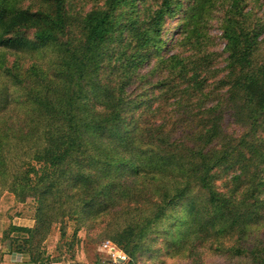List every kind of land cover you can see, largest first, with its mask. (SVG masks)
<instances>
[{
  "label": "trees",
  "instance_id": "16d2710c",
  "mask_svg": "<svg viewBox=\"0 0 264 264\" xmlns=\"http://www.w3.org/2000/svg\"><path fill=\"white\" fill-rule=\"evenodd\" d=\"M139 1L93 0L76 16L69 0H0V197L36 207L34 227L5 233L27 235L30 248H13L15 237L9 249L44 264L32 247L50 225L102 217L128 264L160 238L174 252L212 238L223 256L264 264V25L245 0H227L215 55L204 40L218 0H146L140 19ZM180 8L170 44L166 20ZM152 57L168 79L139 71ZM135 82L151 88L132 97ZM167 95L197 119L179 136L153 106ZM225 107L234 133L221 125Z\"/></svg>",
  "mask_w": 264,
  "mask_h": 264
},
{
  "label": "rangeland",
  "instance_id": "374dc122",
  "mask_svg": "<svg viewBox=\"0 0 264 264\" xmlns=\"http://www.w3.org/2000/svg\"><path fill=\"white\" fill-rule=\"evenodd\" d=\"M183 1L184 4L182 3V7L184 9L188 4V0ZM21 3L23 6L30 4L35 7L37 5V0H21ZM69 3H71L68 7L69 12L78 16L92 5L93 0H69ZM147 4L148 1L146 0H140L137 3L135 16H139V19L144 16L143 13ZM230 4L231 3L227 0H218L212 18L208 21L206 25L207 27H205L206 38L204 40V46L205 51L208 53L215 55L220 54L224 47L220 24L226 11L230 9ZM242 6L244 14L251 12L252 15L250 16V19L253 20L254 18H257L258 21L262 22L264 25V0H245L242 3ZM181 8L178 9L174 15L168 16L166 20L169 30L167 32V39L170 44H172L178 37V32L182 27L181 25L184 23V14ZM73 36H78L77 30L73 32ZM118 40L121 42L123 41L122 38ZM259 41H261L260 50L264 52V31L260 34ZM180 50V47H175L174 50L169 52V54L172 52H180ZM190 53L191 51L186 48L183 55ZM6 58L8 64L14 60V57L11 55H7ZM30 61L31 60L29 59H22L25 67L29 65ZM218 62L217 58L214 67H221L220 65L223 64L222 60L220 61V65ZM153 68H155L156 71L151 77L152 81L155 82L157 79L163 80L170 77V74L166 71V65L159 64V61H156L155 57H152L147 63H145L139 71L141 73H149ZM148 88H151V84L135 82L129 86L128 91L131 92L132 97H134L142 90H149ZM210 88H213V86H210ZM154 93H157V91H154ZM176 100L177 97L172 96L168 98L167 95L162 98L160 103L155 102L153 105L154 107L158 106L157 108L160 107L161 117L166 118L164 128L167 131H170L173 136H179L183 132L182 130L185 131L186 126H194L197 120L194 117H190V107L182 105L178 108L175 105ZM195 111L196 110L194 109L192 112ZM222 111L224 117L221 125L224 126L226 133L229 134L236 132L237 126L232 122V117L229 111L226 107L223 108ZM188 120L192 122L188 123ZM160 122L159 119L156 124H159ZM227 174L228 173L223 172L220 174L222 176H220L221 179L216 181V184L224 190H227L223 184V181L227 178L225 177ZM1 197L6 200V203H3V205L0 203V223L2 224V226H0V264H23L24 261L29 260L30 256L28 253L21 254L17 251H12L9 249V245L11 239L17 237L19 239H16L13 243V248H17V245H21L25 250H28L30 248L29 245L23 242V238L27 235L17 232L8 236L5 233L10 225L29 228L35 226V199L28 197L21 203L15 199L11 192H4ZM118 209L119 206L114 210L117 211ZM119 213L120 212H117L116 214ZM109 217L113 218V215L111 214ZM106 222V218L98 217L95 220L83 219L81 223H77L74 218L70 219L66 217L61 222H55L50 225L44 239L34 241V246L32 247L34 248L33 252L37 253L36 256H39L41 261L43 263L45 262L44 264H97L98 262H104L101 258L105 255L98 251V246L104 240H109L115 245V243L105 235L107 230ZM109 230L110 229H108V231ZM211 239L212 238L204 242L196 243L192 248L180 249L178 252H174L168 247L164 248V243L160 238L153 243L150 251L144 252L141 256H138L133 264H252L250 260L246 258L239 259L223 256V254H220L219 250L216 249L217 245L213 243ZM228 244H230V241H225L224 245L227 246ZM116 248L120 249L118 246H116ZM190 250L195 253V257L190 256ZM123 253L125 254V252ZM154 253L156 256L153 258L152 256ZM128 262L129 258L127 257L126 261H122L120 264H128Z\"/></svg>",
  "mask_w": 264,
  "mask_h": 264
},
{
  "label": "built area",
  "instance_id": "2783aa9c",
  "mask_svg": "<svg viewBox=\"0 0 264 264\" xmlns=\"http://www.w3.org/2000/svg\"><path fill=\"white\" fill-rule=\"evenodd\" d=\"M98 251L105 255L101 260L109 264H120L127 259V256L109 240L102 241L98 246Z\"/></svg>",
  "mask_w": 264,
  "mask_h": 264
},
{
  "label": "crops",
  "instance_id": "0c3cea01",
  "mask_svg": "<svg viewBox=\"0 0 264 264\" xmlns=\"http://www.w3.org/2000/svg\"><path fill=\"white\" fill-rule=\"evenodd\" d=\"M0 203H1V205H3V203H6V200L5 199H2V197L0 198ZM0 205V206H1ZM0 226H2V224L0 223ZM6 257V256H5ZM4 260H5V258H4ZM4 264H6V263H4ZM23 264H31V263H29L28 261H24V263ZM97 264H109L108 262H98Z\"/></svg>",
  "mask_w": 264,
  "mask_h": 264
}]
</instances>
